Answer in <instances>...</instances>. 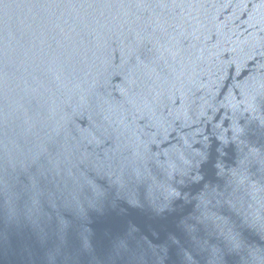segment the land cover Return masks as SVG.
I'll return each mask as SVG.
<instances>
[{"label":"water","instance_id":"95a60500","mask_svg":"<svg viewBox=\"0 0 264 264\" xmlns=\"http://www.w3.org/2000/svg\"><path fill=\"white\" fill-rule=\"evenodd\" d=\"M0 264H264V0H0Z\"/></svg>","mask_w":264,"mask_h":264}]
</instances>
